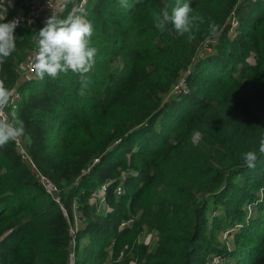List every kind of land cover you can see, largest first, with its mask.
Returning a JSON list of instances; mask_svg holds the SVG:
<instances>
[{
  "label": "trees",
  "instance_id": "16d2710c",
  "mask_svg": "<svg viewBox=\"0 0 264 264\" xmlns=\"http://www.w3.org/2000/svg\"><path fill=\"white\" fill-rule=\"evenodd\" d=\"M185 2L203 22L179 36L155 27L176 0H88L97 54L86 84L72 71L21 80L18 67L38 48L40 29L17 27L0 82L20 91L15 121L39 171L62 188V203L15 142L0 147V264H70L74 202L83 218L76 264H211L214 256L264 264V0ZM181 78L186 91L174 95ZM250 150L255 168L242 160ZM103 185L107 208L98 210ZM145 232L156 233L154 244Z\"/></svg>",
  "mask_w": 264,
  "mask_h": 264
},
{
  "label": "clouds",
  "instance_id": "9594fccd",
  "mask_svg": "<svg viewBox=\"0 0 264 264\" xmlns=\"http://www.w3.org/2000/svg\"><path fill=\"white\" fill-rule=\"evenodd\" d=\"M122 3H126V0H122ZM0 21H3L0 22V64H2L16 50L15 32L19 20L6 21L5 17H0ZM197 21L202 23L203 19L193 15V7L190 3L176 0L171 12L165 7L155 17V27L161 32L174 29L179 36H185L191 34ZM169 25L172 27L169 28ZM209 29L212 35L216 34L215 23H211ZM92 35V24L85 18L82 8L65 18H59L53 13L38 32V52L34 58L36 74L41 78L47 74L55 79L61 73L72 71L79 74L82 83L86 84V74L93 68L97 54V49L91 45ZM16 99L15 89H9L0 82V147H4L9 142H17L25 133L22 122L11 120L5 115L7 109H14ZM258 151L260 155H264V136L259 140ZM257 159L256 151L250 150L242 154L243 163L249 168H255Z\"/></svg>",
  "mask_w": 264,
  "mask_h": 264
},
{
  "label": "built area",
  "instance_id": "2783aa9c",
  "mask_svg": "<svg viewBox=\"0 0 264 264\" xmlns=\"http://www.w3.org/2000/svg\"><path fill=\"white\" fill-rule=\"evenodd\" d=\"M68 0H22L21 4L18 6V11L17 13L12 17L13 19L19 20V26L23 25L27 20H28V12H26V7L30 6L32 14L35 16V18L38 20L39 26H36L35 29H41L42 27L45 26V23L53 13L57 14L58 17L65 11L66 7V2ZM87 3L88 0H78L76 5L74 6V12L79 11L81 8L84 10L85 16L87 14ZM14 5V4H12ZM11 5H5L3 1H0V17H5L6 14L9 11V8ZM234 25L238 23L236 19L232 21ZM18 26V27H19ZM217 44V39H212L207 41L205 44H203V47L200 50V54L202 56V53H208L211 52L214 49V46ZM38 52V48L35 50L31 51L25 61L18 67V72L19 75L22 76V78H32V77H37L38 75L36 74V69H35V63H34V58ZM1 69V65H0ZM184 78H181V80L175 84V86L172 89V94H182V92L186 91V86L184 84ZM182 81V86L180 85V82ZM15 89L16 92V102L14 109L10 108L7 109L5 112V115L8 116L9 119L14 120L17 117V108H18V102L21 98V93L18 91L16 87L12 88ZM17 151L23 158V160L30 166L33 172H35L36 177L38 178L39 182L44 186L47 192L53 197V199L58 202L59 204L62 203V188L55 184L49 177L44 175L39 171L37 168L36 164L33 162L31 159L27 144H26V139L21 137L17 142H15ZM99 159H95L94 163L98 162ZM91 167L88 168L90 170ZM105 190H106V185H103L99 192L94 196L93 200L97 202L98 205V210H105L107 208V202L105 199ZM124 192V188L122 185H119L115 193L117 196L122 195ZM253 204H249V210L252 212ZM255 208V205H253ZM65 212H67L66 209H64ZM253 213V212H252ZM252 213L248 214L251 215ZM68 215V212H67ZM135 221V217H129L128 219L122 221L120 227H125L127 225H132ZM69 222L71 224L70 226V231L72 234V240H71V247L69 251V260L70 264H76V258H77V251H76V245H77V239L76 236L78 234V231L80 230L82 224H83V218L80 214V212L77 209V204L74 202L73 204V212L72 215L69 217ZM220 258L212 257L210 260V263L213 261H220ZM219 264V263H217Z\"/></svg>",
  "mask_w": 264,
  "mask_h": 264
},
{
  "label": "rangeland",
  "instance_id": "374dc122",
  "mask_svg": "<svg viewBox=\"0 0 264 264\" xmlns=\"http://www.w3.org/2000/svg\"><path fill=\"white\" fill-rule=\"evenodd\" d=\"M3 1V3L5 4V5H12V4H15L16 2H17V0H2ZM22 2V1H21ZM21 2H20V4H21ZM19 4V5H20ZM26 12H28V22H30V23H32V25L34 26V28L36 27V26H39V25H41V24H39V22H38V20L35 18V16L32 14V12H31V8H30V6H27L26 8ZM239 25V23H236V26H238ZM21 78V80H23V78H22V76L20 77ZM182 80H184V79H182ZM180 85L182 86V81L180 82ZM200 139V136H199V134H197L196 136H195V141H198ZM101 189V188H100ZM252 208H253V210H252V212H254L255 211V208H254V206L252 205ZM252 212H250V210H249V204L247 205V213L248 214H250V213H252ZM223 239H229L230 237L228 236V232H225V233H223ZM156 233H153V232H148V233H144L143 235H142V238H146L147 239V241L152 245V244H154V242L156 241ZM230 245V244H229ZM231 246V245H230ZM214 257H216V256H214ZM216 258H218V257H216ZM220 260V259H219ZM217 263H219L220 264V261H218V262H216V261H213L211 264H217Z\"/></svg>",
  "mask_w": 264,
  "mask_h": 264
}]
</instances>
